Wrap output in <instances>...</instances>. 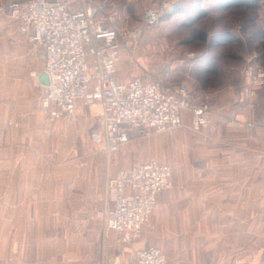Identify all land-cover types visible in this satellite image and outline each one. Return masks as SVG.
Masks as SVG:
<instances>
[{"label": "crops", "instance_id": "crops-1", "mask_svg": "<svg viewBox=\"0 0 264 264\" xmlns=\"http://www.w3.org/2000/svg\"><path fill=\"white\" fill-rule=\"evenodd\" d=\"M42 67V51L31 53L0 14V264H135L133 249L153 243L167 264H264V86L251 105L237 85L206 86L210 122L200 133L182 111L170 132L172 186L126 244L88 217L107 204L103 162L64 156L79 130L41 107L30 71ZM77 113L99 118V106Z\"/></svg>", "mask_w": 264, "mask_h": 264}, {"label": "built area", "instance_id": "built-area-1", "mask_svg": "<svg viewBox=\"0 0 264 264\" xmlns=\"http://www.w3.org/2000/svg\"><path fill=\"white\" fill-rule=\"evenodd\" d=\"M179 0L150 1L143 23H156ZM0 14L16 22L29 42L30 52L43 53L42 70L48 85H41V107L50 115L74 117L80 106H99V124L90 138L101 150L114 153L132 135L169 132L183 124L182 111L190 112L189 126L199 131L210 122V109L189 99L185 81L118 76L123 51L131 54L139 43L141 24L121 26L116 5L96 0H0ZM30 75L38 76L35 70ZM264 85V67L247 61L241 68L242 96L251 98ZM248 125H254L247 122ZM170 166L155 158L121 167L105 180L107 204L96 213L105 229L126 244L137 240L158 194L172 186ZM93 218V216H90ZM135 264H167L153 244L133 249Z\"/></svg>", "mask_w": 264, "mask_h": 264}, {"label": "rangeland", "instance_id": "rangeland-1", "mask_svg": "<svg viewBox=\"0 0 264 264\" xmlns=\"http://www.w3.org/2000/svg\"><path fill=\"white\" fill-rule=\"evenodd\" d=\"M96 1L103 2L107 6L110 2L116 5L119 10V25L130 27L134 24H141L142 26L138 47L131 54L123 51L120 55L118 62L120 76L131 78L133 75H142L151 79H168L172 82L183 80L188 85L189 99L192 103L203 105L206 104V93L200 79L204 76L209 77V75L201 73V69L207 64V61H212L213 58L216 59L218 73L214 76V84L221 83L220 85H237L233 79L234 77H240L241 68L247 61L264 67L261 49L258 48V42L253 39L254 31L260 28L264 29V0H258L255 8L221 11L218 10V0H204L201 5L209 11V14L191 25L186 24L185 21L189 20L188 17L192 13V0L184 1L185 11L166 15L165 17L163 15L156 23L151 25L143 23V13L144 8L150 1L154 0ZM220 28L228 30H219ZM201 31L205 33V39L197 36V33ZM220 31L233 33L238 41L215 40ZM231 54L236 55L238 59L230 56ZM243 100L248 103L244 97ZM99 118L94 115L88 117L87 114L76 113L74 117L66 120L68 124L70 123L69 125H72L74 129L76 127L79 131L75 129L76 131L72 132L74 138L72 135L67 134L65 149L62 150L64 156L68 158L81 157L82 159L99 156L103 162L102 167L105 178L113 175L121 167H129L135 162L149 158L167 163L172 170L168 159L172 154L170 132L174 129L169 132L150 135H132L129 141L122 145L118 151L107 153L101 150L90 138V131L98 126ZM187 127L195 133H200L202 130H192L189 121ZM80 135L82 136L80 137ZM112 169L115 172L108 175ZM103 208L100 210H103ZM100 210H96L88 217H99L96 213ZM142 232L137 240L140 239ZM201 244L202 242L199 247H201ZM153 245L162 250L160 245L155 243ZM162 252L165 254L167 262V253L163 250Z\"/></svg>", "mask_w": 264, "mask_h": 264}, {"label": "trees", "instance_id": "trees-1", "mask_svg": "<svg viewBox=\"0 0 264 264\" xmlns=\"http://www.w3.org/2000/svg\"><path fill=\"white\" fill-rule=\"evenodd\" d=\"M184 1L185 0L177 1L174 9L167 11L164 14V17L166 15H172L174 13H180L185 11L186 8L184 7ZM192 2H193V6L191 8L192 13L188 17L189 20L185 21L186 24H190V25L196 23L199 19L209 14V11L204 6L201 5V3L204 2V0H192ZM257 3L258 0H218V10L221 11V10H231V9H239V8H248V9L255 8L257 7ZM217 16L219 17L220 15ZM219 30H228V29L220 28ZM197 36L202 39H205L206 37L203 31L198 32ZM253 39L256 42H258V48L261 49V54H262L261 57L263 58L262 60H264V29L260 28L254 31ZM215 40L238 41V38H236L234 34L230 33L229 31H220L216 36ZM230 56H232L233 58L236 57V59H238V57L234 54L233 55L231 54ZM201 73L209 75L208 78L204 76L203 78L200 79L203 87L214 84L215 81L214 76H216L218 73V64L216 59L213 58L212 61L211 60L207 61V64L201 69ZM233 81H235V83L238 86L239 78L234 77Z\"/></svg>", "mask_w": 264, "mask_h": 264}, {"label": "water", "instance_id": "water-1", "mask_svg": "<svg viewBox=\"0 0 264 264\" xmlns=\"http://www.w3.org/2000/svg\"><path fill=\"white\" fill-rule=\"evenodd\" d=\"M174 5H172L170 7V10H173L174 9ZM38 80L40 82L41 85H48V82H49V79H48V76L46 74V72L44 71H41L39 74H38Z\"/></svg>", "mask_w": 264, "mask_h": 264}]
</instances>
